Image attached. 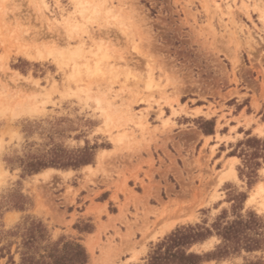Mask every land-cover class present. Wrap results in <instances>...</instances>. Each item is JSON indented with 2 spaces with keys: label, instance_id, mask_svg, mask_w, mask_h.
Listing matches in <instances>:
<instances>
[{
  "label": "rangeland",
  "instance_id": "rangeland-1",
  "mask_svg": "<svg viewBox=\"0 0 264 264\" xmlns=\"http://www.w3.org/2000/svg\"><path fill=\"white\" fill-rule=\"evenodd\" d=\"M105 6L81 16L75 0H0V264L18 262L29 224L81 245L87 264H147L177 228L239 219L259 224L260 249L203 264L264 262V151L253 175L239 157L264 140V0ZM80 39L92 65L97 46L109 55L91 77L83 60L46 55ZM36 49L35 62L20 52Z\"/></svg>",
  "mask_w": 264,
  "mask_h": 264
},
{
  "label": "trees",
  "instance_id": "trees-1",
  "mask_svg": "<svg viewBox=\"0 0 264 264\" xmlns=\"http://www.w3.org/2000/svg\"><path fill=\"white\" fill-rule=\"evenodd\" d=\"M211 123L206 125H210ZM210 134L211 130H203ZM254 151H241L248 174H254L252 169L258 166L255 162L261 151H264V140L248 139L243 145ZM37 172L38 170H33ZM249 216H252L249 214ZM259 224H250V221L237 220L228 224L213 223L210 228L194 225L175 229L155 246L149 255L147 264H203L213 260H223L238 255L243 250L252 252L260 249ZM215 236L220 243L212 251L197 254L188 252L195 244H202L208 238ZM19 260L16 264H87L88 256L84 248L73 241L59 239L50 242L47 231L42 224H29L23 228L21 234ZM9 262L15 264L10 258ZM254 264H264L258 262Z\"/></svg>",
  "mask_w": 264,
  "mask_h": 264
},
{
  "label": "bare ground",
  "instance_id": "bare-ground-1",
  "mask_svg": "<svg viewBox=\"0 0 264 264\" xmlns=\"http://www.w3.org/2000/svg\"><path fill=\"white\" fill-rule=\"evenodd\" d=\"M76 2V7L78 9V12L81 16L83 15H90V16H95V15H99V14H103L104 16H107L108 14H110L112 12V9L111 8H108L107 6H105L106 4V0H99V1H95V0H75ZM217 4V3H215ZM218 7V6H217ZM262 14H264V9H262ZM66 23H68L66 21ZM66 25V24H65ZM68 25H71V27H73L74 29L77 27L76 25H73L72 23H68ZM67 26V25H66ZM84 41L83 40H79L78 42V47L77 49H75L74 51H70L69 49H66V50H59L58 52L56 51H52L51 52H46L47 54L46 55H49V56H53L54 58H56V60L58 59H62L63 58H68L69 61H71L73 63V67H75L77 65L78 68H80L77 64L76 61H78L79 59L80 60H83V62L81 63V67L84 66V69H85V74L87 75H90V77L92 75H95L97 72L100 71L102 67V65L104 64L103 62L108 60V52L106 51V48L103 47L104 45H100V46H97L96 47V53L90 51V52H87L89 54H91V56H93V65L89 62V58L87 59V56L85 57L86 53L84 52ZM66 48V47H64ZM57 49V48H56ZM43 50V49H42ZM55 50V49H54ZM44 51V52H43ZM43 51H40L39 49H36V52L32 53L30 51H27V50H22L20 51L22 53V55L28 59L29 61H38L40 59L43 58V54L45 53V50ZM107 62V61H106ZM106 64V63H105ZM108 65V64H107ZM107 65L104 67L106 68ZM110 69V68H109ZM80 69H78V73H79ZM107 71V70H106ZM81 72V71H80ZM105 72V71H104ZM110 72V71H108ZM113 72V70H112ZM14 73V72H13ZM101 73V72H100ZM84 74V75H85ZM102 74V73H101ZM110 74V73H109ZM80 75V73L78 74V76ZM88 77V76H87ZM147 84L150 85L151 83L154 82L153 80V77H152V74L149 73L148 76H147ZM110 105V104H108ZM23 106V103L21 102H16L14 105H13V110H17L19 107ZM11 108V107H10ZM20 110V109H18ZM17 110V111H18ZM130 111V110H129ZM16 112V111H15ZM18 113V112H17ZM16 113V114H17ZM20 114V113H18ZM142 119V118H140ZM168 120V119H167ZM139 127V126H138ZM230 159V163L228 164L229 167H227L229 170L228 172L230 171L231 173L234 172L233 170V165H234V160H236V158H229ZM228 159V160H229ZM237 162V161H236ZM226 168V170H227ZM47 176H50L52 175V173L54 172V170H47L45 171ZM234 174V173H233ZM223 175L220 176V182L218 184V186L223 183ZM262 187V186H261ZM261 187H260V190H261ZM173 202V201H172ZM167 204V203H166ZM170 204V203H169ZM168 204V205H169ZM173 205V204H172ZM165 207H169V206H165ZM171 207V206H170ZM166 209V208H165ZM164 209V210H165ZM163 210V211H164ZM168 210V209H167ZM170 211V210H169ZM168 214V213H167ZM171 214V213H170ZM177 214V213H176ZM175 213L172 215L173 217L176 215ZM167 216V215H165ZM163 217V216H162ZM168 219H170L168 217ZM191 219V218H190ZM163 222V221H162ZM165 222V220H164ZM179 222V218H175L174 220H168V222H165L161 227H159L157 230H155L152 234H151V238L153 239H156V237H160V236H163L165 233L169 232L171 229H173L175 227V225ZM152 232V231H151ZM150 233V232H149ZM149 235V234H148ZM147 235V236H148ZM150 239V238H149Z\"/></svg>",
  "mask_w": 264,
  "mask_h": 264
}]
</instances>
